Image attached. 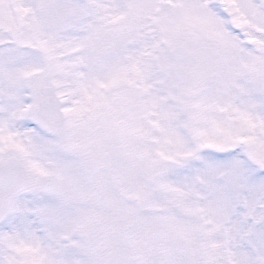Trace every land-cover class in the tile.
I'll list each match as a JSON object with an SVG mask.
<instances>
[{"label": "snow or ice", "instance_id": "1", "mask_svg": "<svg viewBox=\"0 0 264 264\" xmlns=\"http://www.w3.org/2000/svg\"><path fill=\"white\" fill-rule=\"evenodd\" d=\"M0 264H264V0H0Z\"/></svg>", "mask_w": 264, "mask_h": 264}]
</instances>
